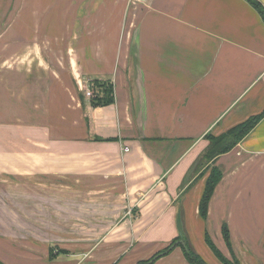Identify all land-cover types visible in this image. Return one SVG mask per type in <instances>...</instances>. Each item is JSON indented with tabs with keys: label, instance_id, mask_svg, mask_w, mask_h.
<instances>
[{
	"label": "crops",
	"instance_id": "obj_1",
	"mask_svg": "<svg viewBox=\"0 0 264 264\" xmlns=\"http://www.w3.org/2000/svg\"><path fill=\"white\" fill-rule=\"evenodd\" d=\"M252 1L264 11V0ZM133 80L144 93L142 113L134 111ZM104 83L113 85L114 102L95 107ZM263 112L264 19L251 0H0L6 164L20 165L12 154L38 153L42 143L73 153L52 161L59 173L49 172L48 157L46 174L27 183L25 238L4 233L10 225L0 222V261L190 264L177 246L156 258L180 236L182 212L207 264L221 263L206 233L226 258L264 264V119L233 150L199 167L207 135ZM39 134L44 140L36 142ZM214 166L223 177L203 220L200 202ZM15 174L2 178L14 187L24 177Z\"/></svg>",
	"mask_w": 264,
	"mask_h": 264
},
{
	"label": "rangeland",
	"instance_id": "obj_2",
	"mask_svg": "<svg viewBox=\"0 0 264 264\" xmlns=\"http://www.w3.org/2000/svg\"><path fill=\"white\" fill-rule=\"evenodd\" d=\"M36 127H39L42 130L45 129V127L43 125H37L36 124ZM2 130L7 131L5 133L2 132L3 141L7 142V140L11 139L10 137L12 136V134L10 133V129L8 127L4 126V128H2ZM44 134H45V132H44ZM69 136L75 137L74 133L68 134V137ZM21 139L23 142L24 141L23 138H21ZM21 139H20V141H21ZM42 140H44V139H42V136L40 134L35 136L36 142L42 141ZM46 140H47V138H46ZM206 142H207V145H209L208 144L209 142L208 141H206ZM44 145L46 146V144H44V143H42L40 145V151L38 153H37V150H35V152H36L35 153L34 149L29 150L27 148H25L23 150H18V155L13 153L12 154V155H14L13 157L18 158L19 159L18 163L20 164V165H13V167H11L12 166L11 164H6V159L11 161V159H10L12 157L11 152H9V150L5 151L4 149L0 148L1 149L0 150V157L3 159V163H4L3 165H0V174H1L0 175V179H1L0 182H4V183H2L3 189L6 188L9 190V192H7V193H5V190L0 191V222H3L2 224L7 223L10 225V226L4 225L5 229L3 230V232L6 234L13 235L14 237L19 236L20 238H25V236L27 234L26 226H23V225H25L23 223H25L27 221V216H28L27 215V213H28V200H27V197L25 196V194H26L27 186H31L29 184H32V181H37L41 177V176L39 178L37 176L34 177L33 174H37V173L46 174V172L44 171V165L43 164H44V162H49L48 157L51 158V162H52L60 156H71V154H73V153L65 152V151H61V150H60L61 152H59V149H61V148H59L58 145L54 146L52 144L51 150H48L47 148H43ZM36 147H38V146H36ZM33 155H35V156H33ZM48 165H51V166H47L50 173L58 172V167L55 166L53 162L49 163ZM206 165H207V162L203 160L200 162L199 167L201 166L200 169H202L203 167H206ZM27 169H29V170L27 171ZM16 170H18V172ZM3 173L5 175H10L11 173H13V174L23 173L24 177H22V178L20 177V180H17V183L14 185V187L15 186L16 187L14 188L13 185L11 184V182L9 181L10 178L8 176H7V178L9 180L8 179L6 180V177L2 178ZM60 173H65V172H60ZM28 176H30V177H28ZM27 179H29L28 180L29 182H27ZM38 182H39V184H43L42 181H38ZM27 183H29V184H27ZM52 184H54V186L58 185V183H54L53 181H52ZM63 184L65 185V183H63ZM38 216L41 217L42 215H38ZM70 218H71V215H67L66 222L68 220H70ZM10 223L11 224L12 223H18V224H12L11 225Z\"/></svg>",
	"mask_w": 264,
	"mask_h": 264
},
{
	"label": "trees",
	"instance_id": "obj_3",
	"mask_svg": "<svg viewBox=\"0 0 264 264\" xmlns=\"http://www.w3.org/2000/svg\"><path fill=\"white\" fill-rule=\"evenodd\" d=\"M251 2L255 6V8L261 13V15L264 19V11L261 8V6L252 0H251ZM99 87H101L103 89L102 97H100L99 95H96L95 98L92 100V104L95 107L112 104L114 102L113 85L111 83H104V84H98V88ZM263 119H264V112L259 114V115L250 117L247 121L233 127L232 129H230L229 131H227L226 133H224L220 136H214L211 134L207 135L205 137V139H206V141L209 142L208 143L209 145L206 148V151H205L204 155L201 157L199 162L204 160L208 164L209 162H213L218 157H220V156L230 152L231 150H233L240 142H242L248 135L251 134V132L258 126V124ZM208 170H206L203 173V175H206L207 172H209ZM222 177H223V174L219 168L214 166L210 170V173H209L207 180H206V186L204 189V193H203V196H202V199L200 202V215H201L203 220H206L208 217V210H209L210 201H211L212 196L214 194V191H215L217 185L219 184V182L221 181ZM223 237H224V240H225L228 248L230 250H232V246L230 243V233L226 227L223 228ZM180 240H184L185 246H182L181 244H179V245H177V247H180L182 249L185 257L187 258V260L189 261L190 264H207L202 259V257L197 252H195V250H193V248L189 245L188 240L184 236H179L177 239H175L172 242V244L166 250L163 251V253L166 254V253L170 252L173 249L172 247H175V245ZM206 243L208 244V246L212 250L214 256L218 259V261L221 264H240V262L236 259V257L233 254H232L231 259L226 258L224 256V254L221 253L217 249V247L213 244L208 233H206ZM158 255H160V254H158ZM154 259H152V261ZM149 262L150 261H146V262H143L142 264H148ZM0 264H3V263L0 261Z\"/></svg>",
	"mask_w": 264,
	"mask_h": 264
},
{
	"label": "water",
	"instance_id": "obj_4",
	"mask_svg": "<svg viewBox=\"0 0 264 264\" xmlns=\"http://www.w3.org/2000/svg\"><path fill=\"white\" fill-rule=\"evenodd\" d=\"M132 72L135 73V70H132ZM131 88H132L134 111H135V113H142V110L144 107V100H143L144 99V93H143L142 87H141V85H138L137 81L133 80V82L131 84ZM186 179H188V177ZM178 220H179L178 223H179L180 236L186 237L189 245L193 248V250H195V252H197L196 249L194 248V246L192 245V243L190 242V240L188 238V234L183 227L184 221H183V213L182 212L179 213ZM179 244H181L182 246H185L184 240H180L175 246H177ZM172 248H174V247H172ZM163 255H164V253L158 255L156 258L162 257Z\"/></svg>",
	"mask_w": 264,
	"mask_h": 264
},
{
	"label": "built area",
	"instance_id": "obj_5",
	"mask_svg": "<svg viewBox=\"0 0 264 264\" xmlns=\"http://www.w3.org/2000/svg\"><path fill=\"white\" fill-rule=\"evenodd\" d=\"M132 1H138V2H140V3H145V2H147V0H132ZM86 95H87L88 97H92L93 92H92L91 90L87 89V90H86ZM129 151H130L129 148H126V149H125V152H126V153L129 152ZM129 214H130V212H129Z\"/></svg>",
	"mask_w": 264,
	"mask_h": 264
}]
</instances>
